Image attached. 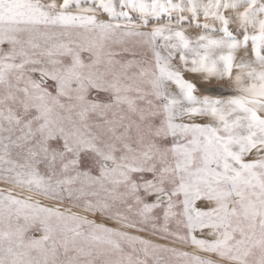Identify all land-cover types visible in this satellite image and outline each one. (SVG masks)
Wrapping results in <instances>:
<instances>
[{
  "label": "snow or ice",
  "instance_id": "obj_1",
  "mask_svg": "<svg viewBox=\"0 0 264 264\" xmlns=\"http://www.w3.org/2000/svg\"><path fill=\"white\" fill-rule=\"evenodd\" d=\"M0 264H264V0H0Z\"/></svg>",
  "mask_w": 264,
  "mask_h": 264
},
{
  "label": "rangeland",
  "instance_id": "obj_2",
  "mask_svg": "<svg viewBox=\"0 0 264 264\" xmlns=\"http://www.w3.org/2000/svg\"><path fill=\"white\" fill-rule=\"evenodd\" d=\"M207 87H217L218 86V84H217V82H213L211 85H206Z\"/></svg>",
  "mask_w": 264,
  "mask_h": 264
}]
</instances>
